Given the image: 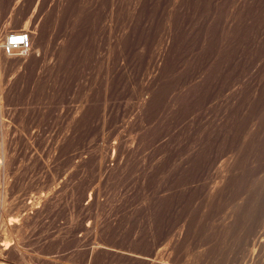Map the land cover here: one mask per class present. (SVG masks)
Masks as SVG:
<instances>
[{
  "label": "rangeland",
  "instance_id": "374dc122",
  "mask_svg": "<svg viewBox=\"0 0 264 264\" xmlns=\"http://www.w3.org/2000/svg\"><path fill=\"white\" fill-rule=\"evenodd\" d=\"M5 28L39 43L0 62V264H264V0H0Z\"/></svg>",
  "mask_w": 264,
  "mask_h": 264
},
{
  "label": "bare ground",
  "instance_id": "6f19581e",
  "mask_svg": "<svg viewBox=\"0 0 264 264\" xmlns=\"http://www.w3.org/2000/svg\"><path fill=\"white\" fill-rule=\"evenodd\" d=\"M3 30V29H2ZM13 31H21V29L20 28H16L15 30H12V29H4L2 32H0V62H4V61H7V59L9 58L8 56L10 55V54H8L5 50H4V48H3V43L5 42L4 40H6V37H8L9 35H10V33L11 32H13ZM37 34L35 33V32H31V42H32V45H31V48L29 49L30 50V52H28V55H25V56H18L17 58H13L14 60H11V61H13V63L15 64V65H17V64H20V63H22V62H27L28 61V59H26L28 56H31V54L32 55H34L33 53H31V51H32V49H34V47L33 46H35L34 44H35V42H38L37 40H38V38H37V36H36ZM4 39V40H3ZM4 41V42H3ZM39 43V42H38ZM39 45V44H38ZM13 52H11V54H12ZM11 56V55H10ZM29 58V57H28ZM8 63H9V60H8ZM7 63V64H8ZM146 104H148V103H146ZM5 125V124H4ZM2 172V171H1ZM2 188V187H1ZM7 190V189H6ZM8 226V225H7ZM3 227V226H2ZM133 255V254H132ZM135 259L137 260V259H139V260H142V261H144V262H146V264H169L168 262H164V261H159V260H157V259H152V258H145V257H140V255L138 256V257H136L135 256ZM138 261V260H137ZM23 262V261H22ZM141 262V261H140Z\"/></svg>",
  "mask_w": 264,
  "mask_h": 264
},
{
  "label": "built area",
  "instance_id": "2783aa9c",
  "mask_svg": "<svg viewBox=\"0 0 264 264\" xmlns=\"http://www.w3.org/2000/svg\"><path fill=\"white\" fill-rule=\"evenodd\" d=\"M31 45V31L21 30L11 32L3 43V48L8 54L15 50L25 53L29 51Z\"/></svg>",
  "mask_w": 264,
  "mask_h": 264
}]
</instances>
